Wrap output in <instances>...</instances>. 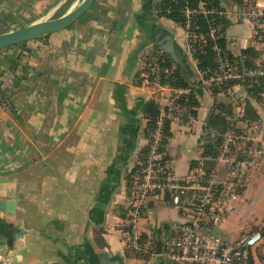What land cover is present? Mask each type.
Masks as SVG:
<instances>
[{
  "label": "crops",
  "instance_id": "0c3cea01",
  "mask_svg": "<svg viewBox=\"0 0 264 264\" xmlns=\"http://www.w3.org/2000/svg\"><path fill=\"white\" fill-rule=\"evenodd\" d=\"M156 1L147 18L141 0H125V11L113 10L112 0H96L87 11L99 4L91 18L82 21L86 13L67 28L0 49V76L6 80V88L0 91V198L17 200L15 222L22 219L27 228L4 250L13 264H111L117 258L125 264H135L137 259L150 264L162 254V227L170 218L156 224L157 236L140 231L146 235L141 250L125 248L117 230L125 211L126 175L147 142L142 105L150 98L158 101L156 93L137 82L136 72L148 50L167 56L157 44L162 36L159 27L183 47L198 76L193 58L185 51L183 26L158 15ZM218 3L229 12L225 38L230 53L243 57V48L257 51L260 44L252 39L251 25L235 15L241 0ZM119 11L121 21L116 16ZM39 14L23 24L43 18ZM236 24L240 26L235 28ZM171 64L176 67L172 60ZM193 95L198 101L193 117L169 124L166 157L178 175L218 166L223 179L218 140L216 144L204 140L209 130L215 131L216 138L220 131L205 123L215 102L231 107L233 102L212 92L211 98ZM244 96L259 111L257 99ZM208 142L218 148L216 156L202 154ZM262 164L264 156L257 167ZM263 192L264 182L245 217ZM235 199L225 220L243 210V201L234 206ZM169 204L149 197L142 213L149 207L158 214L159 207H173ZM259 221L232 240L257 228ZM262 250L260 244L259 264L264 261L259 258L264 256ZM253 264H258L255 258Z\"/></svg>",
  "mask_w": 264,
  "mask_h": 264
},
{
  "label": "built area",
  "instance_id": "2783aa9c",
  "mask_svg": "<svg viewBox=\"0 0 264 264\" xmlns=\"http://www.w3.org/2000/svg\"><path fill=\"white\" fill-rule=\"evenodd\" d=\"M182 23L185 51L193 58L199 84L208 91L228 97L233 106L225 115L229 127L217 134L219 157L224 166L223 179L219 167L201 170L197 174L178 175L165 157L164 131L173 120L192 118L196 104L192 101V87L182 85L172 64L162 55L142 57L136 72L137 82L158 96V112L146 134V146L138 160L128 170L125 190V211L117 224L125 248L141 250V232L137 228L149 197L167 201L180 208V214L189 221L170 220L161 235L163 264H252L253 252L264 243V214L257 228L236 240H224L213 235L211 228L232 207L236 186L243 175L257 166L264 156V0H241L236 18L251 25L252 39L260 44L258 55L247 64L243 57L231 56L227 46L216 39L225 36L224 23L229 12L220 5L200 0L182 4ZM206 18V27L198 21ZM214 41L211 49L213 65L197 66L195 54L204 53V46ZM10 77V76H9ZM262 84L258 92L259 111L251 118L245 112L248 88ZM0 76V91L6 87ZM244 96V97H243ZM194 223H197L196 227ZM0 264H13L9 252H0ZM46 264H59L49 261Z\"/></svg>",
  "mask_w": 264,
  "mask_h": 264
},
{
  "label": "water",
  "instance_id": "95a60500",
  "mask_svg": "<svg viewBox=\"0 0 264 264\" xmlns=\"http://www.w3.org/2000/svg\"><path fill=\"white\" fill-rule=\"evenodd\" d=\"M95 1L96 0H80L77 4L59 15L35 19L22 26L0 31V49L30 39L43 37L69 27L84 16L91 6H93ZM141 2L143 13L149 18L152 13L153 0H141ZM158 31L162 33V36L157 39V44L162 47L167 56L183 72L188 85L192 87L193 92L196 94L202 93L211 98L210 92L204 86L199 84V78L196 75V71L192 66L191 61L185 56L183 47L180 45L178 46L174 41L172 34L163 27H159ZM204 140H213L216 144L217 138L215 136V131L209 130ZM16 204V199L0 198V252L4 251L6 248H11L14 240L20 239L23 233L27 231V228L24 225V220L21 219L19 222H15ZM167 218L181 222H192L191 218H186L180 214L179 207H159L156 219L157 226L160 225L161 221ZM194 225L196 227L198 226L197 223H194ZM111 264L125 263L120 258H117ZM150 264H163L162 254H159L157 259Z\"/></svg>",
  "mask_w": 264,
  "mask_h": 264
},
{
  "label": "rangeland",
  "instance_id": "374dc122",
  "mask_svg": "<svg viewBox=\"0 0 264 264\" xmlns=\"http://www.w3.org/2000/svg\"><path fill=\"white\" fill-rule=\"evenodd\" d=\"M3 1L0 4V29L1 30H7L12 29L15 27H19L24 25L23 23L26 20L32 19L41 11H44L43 15L39 14V16H42L43 18L52 17L55 15H59L62 13V5L65 4L66 0H63L61 2L60 0H0ZM57 1H59L57 3ZM80 0H75L73 6L77 4ZM114 7L113 10H126L125 6V0H112ZM57 3V4H56ZM52 5H56L55 7H52ZM97 5L89 11L86 16L82 19V21L87 20L91 18L94 13L98 12ZM72 7V6H71ZM52 8V10H50ZM117 19L121 21L123 15L122 12H117ZM81 21V22H82ZM239 27L240 25H235V28ZM233 29V26L230 27V30ZM251 98V96H250ZM253 100V99H252ZM178 138V136H177ZM183 161L185 159L183 158ZM252 167L249 170L246 171V173L243 175V178L239 182V186L236 192V197L238 199H235L233 202V205L236 206L237 202L240 200L243 201L242 204L243 210L238 214L235 212V215L233 217H228L226 220L224 217L222 220H218L215 222V224L212 226L213 229V235L224 240H232L234 237L242 233V231H247L250 229V227L257 223L259 220V223L262 220L263 214H262V203L264 200V192L260 195L254 206H252V209L250 210L247 217L243 215L244 211L248 208L251 200L256 196L259 189L261 188V185L264 182V164L260 165L259 167ZM245 195V196H242ZM159 205L163 203H158ZM171 205V204H169ZM236 210V209H235ZM156 209L146 207L143 211V213L138 217L137 220V228L139 231H143L146 234H148L150 237L154 235L159 234V228L156 227ZM110 221H113L114 218L110 217ZM259 225V224H258ZM163 232V228H162ZM155 241V239H154ZM155 243H152V247ZM134 250V249H132ZM263 253H264V243H263ZM264 256H260L261 259ZM253 258L256 259V262L258 261L256 253L253 252ZM135 264H142V259H137L134 261ZM261 264H264V261L261 259Z\"/></svg>",
  "mask_w": 264,
  "mask_h": 264
},
{
  "label": "trees",
  "instance_id": "16d2710c",
  "mask_svg": "<svg viewBox=\"0 0 264 264\" xmlns=\"http://www.w3.org/2000/svg\"><path fill=\"white\" fill-rule=\"evenodd\" d=\"M198 1H200V0H188V3L190 5H196ZM204 1H208L210 4H213V5H219L218 0H204ZM71 2H72V0H68L65 4H63L61 6L62 7V9H61L62 13L67 10V8L69 7ZM184 2H185V0H157L155 3V8H156L158 15L166 16V17L172 19L173 21L181 24L182 23V15H181L180 8ZM198 21L203 28L206 27V18L205 17L200 15L198 17ZM227 26H228V21H225L224 28L226 29ZM216 42L221 44L222 46H226V43H227L225 36H222V37L216 39ZM23 43H25V41L20 42V44H23ZM213 43H214V41L209 40L207 42V45L204 46L205 52L195 54V57H197V59H198L197 66L199 68H203L206 65H213L214 55H213V51L211 49V46L213 45ZM230 55L232 57L234 56L233 54H230ZM242 55H243V58L246 61V63L250 64L252 59L258 55V52L256 50H254L252 47H246V48L242 49ZM163 58H164L166 63L171 64V59L169 57H167L165 54L163 55ZM235 58H238V57L235 56ZM175 72L179 77L180 83L182 85H188V82L186 80L185 75L177 66L175 67ZM262 89H263V85L261 83L259 85L254 84L248 88L250 95L255 97L257 100L259 99L258 92ZM214 94H216V93L214 92ZM191 99L195 104L198 103V101L195 98V96L193 95V93L191 95ZM215 107L217 108L216 111H215ZM231 108H232L231 104H226L223 102H215L214 109H212L211 112L208 114L205 126L215 128L219 131L227 130L230 122L227 119L225 114L227 112H229L231 110ZM142 112H143V115L147 118V124L145 127V134H147L148 129L151 126L152 119L156 115V113L158 112V101L154 98H150V99L146 100L142 105ZM245 112H246V115L251 117V118L256 116L255 108L249 99H247L245 101ZM164 133H165L164 134V144H166L167 137L169 135V125L168 124L166 125ZM217 153H218V148L216 146H214V144L212 142H208V143L204 144L203 151H202L203 155L216 156ZM165 157H166V154H165ZM126 178H127V175H126ZM145 241H146V235L140 234V238H139L140 245L142 246L143 243H145ZM252 264H253V262H252Z\"/></svg>",
  "mask_w": 264,
  "mask_h": 264
}]
</instances>
